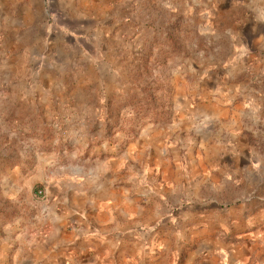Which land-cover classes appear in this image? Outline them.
I'll return each instance as SVG.
<instances>
[{"label": "rangeland", "instance_id": "374dc122", "mask_svg": "<svg viewBox=\"0 0 264 264\" xmlns=\"http://www.w3.org/2000/svg\"><path fill=\"white\" fill-rule=\"evenodd\" d=\"M68 4L70 17L50 11L49 30L29 29L9 50L0 23V264L17 261L7 250L15 234L52 213L49 180L80 181L128 152L120 185L135 180L136 212L146 208L136 229L175 231L180 142L192 140L181 123L203 129L214 109L204 104L222 113L233 100L264 113V0ZM252 123L263 136L264 123Z\"/></svg>", "mask_w": 264, "mask_h": 264}, {"label": "crops", "instance_id": "0c3cea01", "mask_svg": "<svg viewBox=\"0 0 264 264\" xmlns=\"http://www.w3.org/2000/svg\"><path fill=\"white\" fill-rule=\"evenodd\" d=\"M58 2L52 9L43 0H0L6 49L22 44L29 29L49 30L50 11L70 17L68 0ZM59 26L69 35L65 20ZM204 105L214 109L203 129L195 127L199 119L179 126L192 140L180 142L175 192L182 208L175 231L136 229V213L142 217L146 208L136 212L135 180L120 185L128 152L107 159L95 176L49 180L52 213L45 224L27 227L7 244L15 264H264V135L252 130V122L264 123L263 105L233 100L222 113L219 104Z\"/></svg>", "mask_w": 264, "mask_h": 264}]
</instances>
